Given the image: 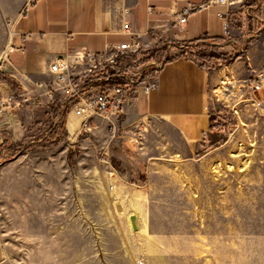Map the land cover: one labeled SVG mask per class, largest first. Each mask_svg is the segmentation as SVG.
<instances>
[{
    "label": "rangeland",
    "instance_id": "rangeland-1",
    "mask_svg": "<svg viewBox=\"0 0 264 264\" xmlns=\"http://www.w3.org/2000/svg\"><path fill=\"white\" fill-rule=\"evenodd\" d=\"M229 1L231 43L218 54L234 57L225 82L213 70L217 114L192 151L163 120L133 122L142 90L125 86L124 115L85 132L61 97L0 80V264H264V90L253 87L264 22L245 13L246 0ZM31 2L0 0L8 76L4 59ZM144 68L120 70L138 80Z\"/></svg>",
    "mask_w": 264,
    "mask_h": 264
},
{
    "label": "crops",
    "instance_id": "crops-1",
    "mask_svg": "<svg viewBox=\"0 0 264 264\" xmlns=\"http://www.w3.org/2000/svg\"><path fill=\"white\" fill-rule=\"evenodd\" d=\"M230 7L215 0H32L18 21L15 48L4 59L3 68L20 83L25 94L34 96L45 90L38 84L53 83L49 69L58 58L72 59L87 52L103 54L110 52L108 46L130 43L137 37L142 43L137 54L139 61L156 50H160L161 57H179L168 61L160 71L156 91L134 95L137 103L131 109L135 114L133 122L145 118L163 120L192 151L212 132L217 114V99L213 96L216 78L215 72L202 68L182 53L187 45L201 39H207L206 43L224 39L225 45L230 44L226 41ZM187 9L191 11L181 24L179 18ZM250 10L258 12L253 21L264 22V0L257 8L247 7L244 11ZM221 13L228 14V21L219 16ZM126 24L135 36L125 32ZM122 64H128L130 69L135 65L127 57ZM259 67L264 68V61ZM87 69L88 64L83 63L73 73L80 77ZM72 126L78 127L79 123ZM2 256L0 233V261Z\"/></svg>",
    "mask_w": 264,
    "mask_h": 264
},
{
    "label": "built area",
    "instance_id": "built-area-1",
    "mask_svg": "<svg viewBox=\"0 0 264 264\" xmlns=\"http://www.w3.org/2000/svg\"><path fill=\"white\" fill-rule=\"evenodd\" d=\"M217 4L229 6V0H215ZM190 9L184 11L183 16L179 18L181 24L186 22V17L190 13ZM221 18L228 21V14H219ZM229 22L226 23V33L229 34ZM125 32L135 36L131 31L129 24H126ZM14 39L9 46L8 53L14 51ZM171 46H169V49ZM106 52L97 54L87 52L68 57H60L50 65L49 72L54 77L51 84L41 85L44 94L53 100L56 96L61 97L66 105L70 107L71 114L82 120L81 129L85 132L89 131L93 122L100 118L106 122L113 123L124 115V105L126 102L125 86L131 88L134 93L142 90L144 94L149 95L159 88V73L168 62L169 55L154 56L147 63L140 64L145 66L141 73H138V80L128 77L124 72L134 71L139 69L140 65L127 69L121 73L120 68L123 67L122 60L124 57L132 58L133 55L141 52L142 43L136 37L132 42L121 44L118 46H108ZM83 63L88 64V69L84 75L77 77L73 73V69ZM155 70V74L150 79H144V74L147 71ZM138 71V70H137ZM119 79V80H118ZM121 82V83H119ZM99 84H104L100 86ZM257 90H264V71L259 76L257 84H253ZM31 101L27 98L24 102ZM41 98H36V102L41 104ZM34 102V103H36ZM65 105V106H66Z\"/></svg>",
    "mask_w": 264,
    "mask_h": 264
},
{
    "label": "trees",
    "instance_id": "trees-1",
    "mask_svg": "<svg viewBox=\"0 0 264 264\" xmlns=\"http://www.w3.org/2000/svg\"><path fill=\"white\" fill-rule=\"evenodd\" d=\"M259 1L260 0H246L244 3L243 9H245L247 7H249L250 9L257 8ZM206 42H207V39H201V40H197V41L187 45L185 50L183 51L182 55L184 57H186L187 59H190V60L196 62L202 68L208 69L210 71L218 70L219 68L226 66L230 61H232V59L234 57L233 55H229V54L219 55L218 54L220 52V48L223 45H225V43H226L224 39H216V40L212 41L214 44H206ZM159 51L160 50L150 51L148 53V56L151 58H153L154 56H158ZM153 52H154V54H153ZM137 54L139 55L140 52ZM137 54L132 56V59H133L134 64H135V65L131 66L132 68H134L140 64H144V63L148 62V60H144V59L139 61ZM218 55H219V57H218ZM177 57H179V56L171 57L168 59V61H173ZM127 58H129V57H127ZM135 61H138V63H135ZM213 63H216V64H213ZM154 74H155V70H150V71H147L143 77H144V79H150L151 77H153ZM0 80L7 83L8 85H10L13 88L16 87V85H17V82L14 80V78H11L10 76H8L5 73H0ZM65 105H66V102L63 101V106H65Z\"/></svg>",
    "mask_w": 264,
    "mask_h": 264
},
{
    "label": "bare ground",
    "instance_id": "bare-ground-1",
    "mask_svg": "<svg viewBox=\"0 0 264 264\" xmlns=\"http://www.w3.org/2000/svg\"><path fill=\"white\" fill-rule=\"evenodd\" d=\"M228 68H222L221 69V71H220V73H219V75H220V79L222 80V82H225V79H227V75H228V73H227V70ZM234 88V87H233ZM222 95H224V93L222 92ZM73 129V128H72Z\"/></svg>",
    "mask_w": 264,
    "mask_h": 264
},
{
    "label": "water",
    "instance_id": "water-1",
    "mask_svg": "<svg viewBox=\"0 0 264 264\" xmlns=\"http://www.w3.org/2000/svg\"><path fill=\"white\" fill-rule=\"evenodd\" d=\"M131 223H132L133 229H134V230H138V226H137V218H136V216H132V217H131Z\"/></svg>",
    "mask_w": 264,
    "mask_h": 264
}]
</instances>
